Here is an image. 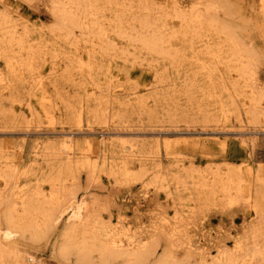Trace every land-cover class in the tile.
Segmentation results:
<instances>
[{
  "label": "rangeland",
  "instance_id": "obj_1",
  "mask_svg": "<svg viewBox=\"0 0 264 264\" xmlns=\"http://www.w3.org/2000/svg\"><path fill=\"white\" fill-rule=\"evenodd\" d=\"M63 1L0 0V229L21 190L52 215L49 231L42 228L39 240L26 231L8 247L2 244L6 253L3 258L0 253V264H102L97 251L86 260L75 252L67 259L57 255L72 227L66 209L73 197L84 200L92 220L88 229L74 230L78 243L91 245L107 231L116 239L140 242L136 247L143 252L156 249L149 251L146 264H163L157 262L162 257L164 264H211L220 253L241 246L235 264H264V220L258 222L248 206L264 193V0H144L152 9V26L164 34L171 54H178L170 59L141 50L127 36L133 31L126 20L114 21L101 0H78L79 15L86 18L67 28L71 38L65 41L58 36L63 30H58L56 4ZM194 6L231 32L245 63L250 57L245 77L236 72L243 64L222 48V35L208 38L221 46L218 58L200 54L207 38L177 35L182 23L176 10L190 15ZM100 32L105 38L96 35ZM15 37L23 41L22 49ZM250 93L258 106L249 104ZM65 136L89 159L67 163L59 156ZM130 146L145 165L122 153ZM12 165L16 169H7ZM234 173L240 191L225 193ZM36 222L41 225V219ZM253 227L258 232L250 233ZM28 255L38 262L28 261Z\"/></svg>",
  "mask_w": 264,
  "mask_h": 264
},
{
  "label": "bare ground",
  "instance_id": "obj_2",
  "mask_svg": "<svg viewBox=\"0 0 264 264\" xmlns=\"http://www.w3.org/2000/svg\"><path fill=\"white\" fill-rule=\"evenodd\" d=\"M58 1V0H57ZM89 0H87V3H88ZM86 2V0H85ZM83 1V3H85ZM92 2V1H91ZM90 2V6H88L89 8H92V11L95 12V13H98L96 12V10L94 11L93 8L94 5L93 3ZM86 3V4H87ZM57 6H58V30L61 32V30H63L61 33L62 34H58L59 37H61L62 39H64L65 41H67V39L71 38V34H69V30L68 32L66 31L68 27H71V28H76V27H79V25L82 23V19H85L86 17H81V8L78 4V0H65L62 2H56ZM102 6V8L104 7L105 9L109 10L112 12V15H114V21H117V22H124V24L127 23V29L130 30V31H133L134 32V24L137 26V31H135L134 33H129V38L132 42H135L137 44V46L141 49V50H144L145 53H148V54H152L153 56L154 55H161V56H164L165 58H173V57H176L178 56L177 53L175 54H171V52L169 51V49H167V45L165 44V36L164 34H161L160 32H158V28L157 27H154L152 26V24L154 23L153 22V19L150 18L151 14H152V9H150L149 5L147 4V2H145L144 0H101L100 3ZM176 4V3H175ZM67 5L71 6L72 10H74V12L70 9L67 10ZM89 5V4H88ZM97 5V4H96ZM82 7L85 6L84 4L81 5ZM213 6V5H212ZM263 6V5H262ZM87 7V6H86ZM97 7V6H96ZM195 7V6H194ZM192 7V10H191V14L190 15H187L186 13H183V12H178V9L176 10V14H175V17L177 19L180 20V22L182 23V26H181V31L179 32L178 30V33L177 35L180 34L181 37H187V36H190L192 38H197V39H201V38H207V45H205L201 50H200V54L201 53H205V54H208V55H211L212 57L214 58H218L219 56V53L222 51V48H226L227 51H228V54L231 58H234L235 60H238L240 62V65L241 63L243 65H241L240 69L237 72V75H239V77H245V75L247 74V70H250V67L251 65L249 66V61L250 60V57H249V60L247 61L248 63H245L243 60H245L243 58V50L241 49V47H239V45L237 44L238 42L234 41L233 37H232V34H229L231 32H226V30H224L222 28V26L220 27L218 24H216V20L214 21L212 18H208V19H205L199 12L202 11V10H198V8H194ZM208 7V6H207ZM264 7V6H263ZM101 8V9H102ZM103 8V9H104ZM211 8V7H209ZM209 8L205 11H209ZM213 8V7H212ZM85 9V7H84ZM99 9V8H98ZM104 9V10H105ZM81 10V11H80ZM87 11V9H85ZM198 10V12H197ZM214 10V9H213ZM54 11V9H53ZM90 11V10H89ZM87 11V12H89ZM157 11V10H156ZM212 11V10H211ZM146 14V16H144L143 18L144 19H141L142 17V13ZM161 12V11H160ZM190 12V11H189ZM197 12V13H196ZM207 12H205V14H207ZM80 13V15H79ZM87 14V13H86ZM92 13H90L91 15ZM99 14V13H98ZM144 14V15H145ZM209 14V12H208ZM214 14V13H213ZM93 15H96V14H93ZM92 16V15H91ZM97 16V15H96ZM160 17V16H159ZM166 17V16H165ZM207 17H209L207 15ZM82 18V19H80ZM89 18V17H88ZM93 18V17H92ZM125 19L126 20V23L125 21L123 20ZM150 19L152 20V24H151V21ZM166 18H164L165 20ZM122 20V21H121ZM87 21V20H86ZM157 22V20H156ZM84 23V21H83ZM82 23V24H83ZM162 23V22H160ZM115 24V23H114ZM116 25V24H115ZM120 25V24H119ZM158 25V23H157ZM121 26V25H120ZM165 26V25H163ZM82 27V26H81ZM80 27V28H81ZM93 27V26H92ZM224 27V26H223ZM226 27V26H225ZM120 29V27H118ZM123 28V27H122ZM162 28V27H161ZM117 29V28H115ZM165 30V27L163 28ZM121 30V29H120ZM118 30V31H120ZM126 30L123 29L122 32H124ZM161 30V29H160ZM117 31V32H118ZM162 31V30H161ZM214 31V32H213ZM164 32V31H163ZM170 33V32H169ZM175 33V31H174ZM212 33V34H210ZM215 33V34H214ZM14 36L17 35L16 32L13 34ZM100 39H103L105 38V34L103 32H100L98 34H96ZM211 35H215L217 36L216 38H218V36H223L224 38V41L225 43L223 44L222 41L221 43V46H219V44H211L209 39L211 37ZM171 36V35H170ZM173 36L175 37L176 35L173 34ZM115 37V36H114ZM16 39V37H15ZM14 41V38L12 37V42ZM16 45L18 47H20L22 49V46H23V41L21 39H16ZM174 41V40H173ZM223 41V42H224ZM191 42V40H190ZM167 43V42H166ZM7 44V43H6ZM9 45V44H8ZM104 45V44H103ZM166 45V46H165ZM202 45V44H201ZM186 46V44H185ZM15 47V46H13ZM137 47V48H138ZM199 47V46H198ZM9 48V47H7ZM136 48V50H137ZM194 48V47H193ZM104 51L106 52L108 50V48L105 46L104 48ZM111 49V48H110ZM189 49H192V46L189 47ZM193 50V49H192ZM224 50V49H223ZM111 51V50H110ZM22 52V51H21ZM191 52V51H190ZM193 53H195V51H193ZM197 53V52H196ZM127 55V54H126ZM245 55V53H244ZM246 56V55H245ZM246 57V58H247ZM21 58V57H20ZM133 58V57H132ZM192 58V57H191ZM226 58V57H225ZM168 59V60H169ZM127 60V59H126ZM232 60V59H231ZM229 61V60H228ZM236 61V63L238 62ZM232 62V61H230ZM229 62V63H230ZM234 64L235 61H233ZM253 62V61H252ZM250 62V63H252ZM125 63V62H124ZM199 63V62H197ZM222 63V62H221ZM226 63V61H225ZM227 64V63H226ZM253 64V63H252ZM237 65V64H236ZM235 65V66H236ZM230 66H233V65H230ZM249 66V68H248ZM237 68V67H236ZM252 68V67H251ZM202 69V68H201ZM229 69V68H228ZM176 71V70H175ZM210 73V72H209ZM229 73V71H228ZM249 74V73H248ZM238 77V78H239ZM249 77V76H248ZM247 78V77H246ZM239 80V79H238ZM237 80V81H238ZM211 81V80H210ZM236 81V80H235ZM236 81V82H237ZM244 81V80H243ZM235 82V83H236ZM245 83V82H244ZM243 83V84H244ZM238 84V83H237ZM240 84V83H239ZM195 86V85H194ZM236 86V85H234ZM237 87V86H236ZM240 89V88H239ZM262 94V93H261ZM250 105L252 107L254 106H258V100L257 98L254 96L253 93H250ZM238 96V94H237ZM261 96V95H260ZM135 97V96H134ZM231 97V96H230ZM263 98V97H262ZM136 99V98H134ZM263 100V99H262ZM261 100V101H262ZM130 101V99H129ZM128 101V102H129ZM246 101V100H245ZM133 102V101H131ZM248 102V101H247ZM233 104V102L231 103ZM220 105V104H219ZM243 105V104H242ZM223 108V107H222ZM258 108V107H257ZM223 111V109H221ZM254 110V109H253ZM225 111V110H224ZM258 111V109L256 110ZM252 112V111H251ZM255 112V110H254ZM253 112V113H254ZM259 112V111H258ZM257 114V113H256ZM255 114V115H256ZM253 115V114H251ZM264 115V113H263ZM256 116H254L255 118ZM107 141V140H106ZM104 141V142H106ZM103 142V141H102ZM59 146L60 148L58 149V155L61 156L63 159L67 160V163H72V161L76 158L77 161L78 159L80 160L81 157L85 156L86 159H89L87 158L86 155L82 154V153H79V151H75L77 149H74L75 147V143H74V140L70 137H63L62 139H60L59 141ZM136 148V147H135ZM35 151H39V148L38 146L36 145L35 146ZM125 151H127V157L128 158H132V159H139V164L140 165H145L144 162L145 160H143V156L140 155V152H139V156H137V152L134 147L130 146L129 148L127 149H124L122 153H125ZM50 156V155H49ZM124 156V155H123ZM143 157V158H141ZM62 159V160H63ZM84 159V158H83ZM145 159V158H144ZM131 160V159H130ZM64 161V160H63ZM87 161V160H86ZM144 161V162H143ZM244 163V162H243ZM81 164V163H80ZM138 164V165H139ZM87 165H90L87 161ZM111 165V164H110ZM114 165V164H112ZM111 165V166H112ZM103 167H107L108 166V162L107 164L105 162L102 163ZM117 166V165H116ZM110 167V166H109ZM114 166H112L113 168ZM93 168V167H92ZM111 168V167H110ZM116 168V167H115ZM126 168V167H125ZM234 168V167H233ZM245 168V167H244ZM250 168L249 166H246V170L247 171H250ZM7 169H16L15 167L12 166H9L7 167ZM107 169V168H106ZM238 169L240 170V167L238 166ZM115 170V169H114ZM237 171V170H236ZM112 172V171H111ZM115 172V171H114ZM14 174V173H13ZM16 174V173H15ZM125 174V173H123ZM127 175V174H126ZM237 174L234 173V174H229L228 175V183L226 184V186L223 187V191L226 193L232 189H234L236 187V190L237 191H240L239 189V185L241 184V180L237 178L236 176ZM13 176V175H12ZM5 178V177H4ZM55 180V179H53ZM52 180V181H53ZM50 181V180H49ZM58 181V180H57ZM60 181V179H59ZM258 181V179H257ZM55 182V181H53ZM56 184V183H54ZM53 184V185H54ZM55 186V185H54ZM22 189V188H21ZM27 189V188H26ZM63 189V188H62ZM56 190V189H55ZM20 191V189H19ZM263 191V190H261ZM18 192V191H17ZM25 192L22 193V190L18 193H16L14 196H16V199L14 201L11 202V205L10 207L8 208V210L6 211L5 215L3 216L4 217V229H0V253H1V256L2 258L5 257V253H6V250L5 249V245L6 243L8 242L7 244V247L8 245L10 244L9 242L14 238V236L16 234H22V233H26V231H29L30 232V238L33 240V241H37L39 240L42 236H43V232H41V229L43 228L44 230H46V228H48L49 226H46V225H49L51 224L52 222V215L51 213H49L47 210H44V207L42 209V207H38L37 204L36 206H34V202L32 203V201L30 200L31 196H28V195H25L24 194ZM32 193V192H31ZM34 193V192H33ZM32 193V194H33ZM58 193V192H57ZM35 196H39L36 195V191H35ZM53 196V194H52ZM63 196V195H62ZM252 196V195H251ZM51 197V195L49 196ZM57 197V196H56ZM56 197L54 196V198L56 199ZM40 198V196H39ZM36 199V197H35ZM52 199V198H51ZM50 199V200H51ZM38 201V199H37ZM36 201V202H37ZM49 201V199H48ZM58 202V200H55V202ZM252 200H250L248 202V206H251L254 208L255 210V213L259 215V219H258V222L262 223L263 222V218H264V193L260 192L259 194H257V197L256 199L253 200V202H251ZM54 201H52L51 203H53ZM67 202V201H66ZM69 203V206L67 207L66 211L69 212V219H71V225L72 227L71 228H68V230L66 231V233L64 234V238H63V243L62 245L59 246V248L57 249V252L59 254L57 255H61L62 258L64 259H67L65 256L68 255L69 253L71 252H75L74 254H76V257L78 256L79 259L81 260H86L89 258V256L91 255V253H93V251H97L99 256H100V261H103L105 262L106 260H112V259H116V258H123L124 259L126 258L127 260V264H146V262L148 260H150L149 258L151 257L150 256H147L149 255V251L151 250V248H148L150 250H148L147 252L144 250H141L143 249L142 247H136L138 245H140V242L136 241V240H130L128 239L127 241H124L122 239H116L115 237H113V235H108L107 231L105 233H103V237L104 239L101 240V236L98 235L96 236L95 238V241L93 242V244L91 243V245H89L90 243H85L84 241L78 243V239L77 241H74V237L73 236V232H75L74 230H79L78 227L83 228V230L85 229H88L87 225H90L88 222L90 221L89 217L86 216V206H85V202L84 200H81V201H78L77 198H74L72 199V202H68ZM253 203V205H252ZM47 204V203H46ZM61 204V203H60ZM39 205V204H38ZM49 205V203H48ZM53 205V204H52ZM51 205V206H52ZM56 205V204H55ZM54 207V206H53ZM58 208H60L58 205H57ZM56 207V208H57ZM250 207V208H251ZM52 208V207H51ZM55 208V209H56ZM33 214H34V218H33ZM36 214V216H35ZM30 217L32 219H30ZM36 218L37 219H41V225L38 224V222H36ZM57 220V218H56ZM61 220V219H60ZM54 221H55V218H54ZM44 222V224H43ZM92 222V220L90 221V223ZM264 223V222H263ZM100 225V224H99ZM45 228H44V227ZM78 226V227H77ZM87 226V227H86ZM254 226V225H252ZM52 227V225H51ZM93 228V227H92ZM42 229V230H43ZM50 228H48L47 230L49 231ZM261 229V228H260ZM43 230V231H44ZM83 230L81 232H83ZM258 229L254 227L252 228L251 231H249L250 233H253L254 232H258L257 231ZM91 231V230H90ZM263 231V230H262ZM79 233V234H82V233ZM85 232V231H84ZM83 232V233H84ZM88 232V231H86ZM47 233V232H46ZM76 233V232H75ZM74 233V234H75ZM261 233V232H260ZM263 233V232H262ZM78 234V235H79ZM86 234V233H85ZM85 234H82L85 236ZM89 234V233H87ZM92 234V233H91ZM254 234V233H253ZM23 235V234H22ZM80 235V236H82ZM90 235V234H89ZM250 235V234H249ZM100 236V238H99ZM253 236V235H252ZM74 237V238H73ZM78 237V236H77ZM249 237V236H248ZM262 237V236H261ZM84 238V237H83ZM82 239V237H81ZM85 239V238H84ZM83 239V240H84ZM76 240V239H75ZM94 240V239H92ZM101 240V241H100ZM251 240H252V237H251ZM257 240V239H256ZM62 241V240H61ZM86 241V240H85ZM97 245H95V243H97ZM238 241V240H237ZM246 241V240H245ZM262 241V240H261ZM4 242V243H2ZM92 242V241H91ZM239 243V241L237 242V244ZM241 243V242H240ZM247 243V242H245ZM257 243V242H256ZM261 243V242H260ZM2 244H5L4 246H1ZM248 244V243H247ZM246 244V245H247ZM255 244V243H254ZM258 244V243H257ZM240 245V244H239ZM245 245V244H244ZM238 246V245H236ZM252 246V245H251ZM257 246V245H256ZM254 246V247H256ZM8 251L10 248H7ZM136 247V248H135ZM235 247V246H234ZM4 248V249H3ZM241 247L239 248V246L237 248L234 249V251L232 253H226V255L224 256V253H220V255H217L218 258L216 259L215 258V261L212 262L211 261V264H235V260L238 259L236 258V256L238 257V253L240 252L241 250ZM146 249V248H145ZM245 249V248H244ZM247 249H250L247 248ZM153 250V249H152ZM151 250V251H152ZM156 250V249H155ZM155 250H153L155 252ZM167 250H170L167 249ZM243 250V249H242ZM255 250V249H253ZM259 250V249H258ZM56 251V250H55ZM150 251V252H151ZM243 252V251H241ZM256 252V250H255ZM259 252V251H258ZM168 253V251H167ZM254 253V252H252ZM151 254H153L151 252ZM155 254V253H154ZM166 254V253H164ZM163 254V255H164ZM241 254V253H240ZM245 254V252H244ZM251 254V253H250ZM260 254V253H259ZM27 255V254H26ZM72 256V255H71ZM165 256V255H164ZM168 256V255H166ZM208 256H210L208 254ZM223 256H224V259H223ZM240 256V255H239ZM243 256V255H242ZM247 256V254H246ZM251 256V255H249ZM261 256V255H260ZM19 257L20 261L23 260V256L20 258V256H17ZM60 257V256H59ZM149 257V258H148ZM220 257V258H219ZM255 257V256H254ZM264 257V256H263ZM28 261L32 262L35 261V262H38L37 259H35L33 256H30L28 255V257H26ZM153 258V257H152ZM163 258V257H162ZM160 258L161 260H158L157 262L161 261L163 264V260L164 258L162 259ZM241 258V257H239ZM244 258V257H243ZM257 258V257H256ZM260 258V257H259ZM148 259V260H147ZM168 259V258H167ZM26 260V259H25ZM166 261V260H165ZM262 261V259H261ZM19 262V261H18ZM83 262V261H82ZM102 262V264H103ZM125 262V260H124ZM218 262V263H217ZM238 263V261H236ZM264 262V261H263ZM148 263V262H147ZM29 264V263H28ZM35 264V263H33ZM88 264V263H87ZM106 264V263H105ZM159 264V263H157ZM161 264V263H160Z\"/></svg>",
  "mask_w": 264,
  "mask_h": 264
}]
</instances>
